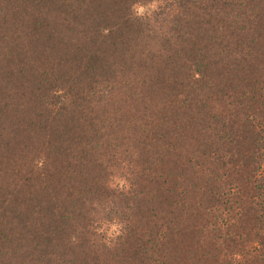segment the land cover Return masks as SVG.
Wrapping results in <instances>:
<instances>
[{
  "label": "rangeland",
  "instance_id": "374dc122",
  "mask_svg": "<svg viewBox=\"0 0 264 264\" xmlns=\"http://www.w3.org/2000/svg\"><path fill=\"white\" fill-rule=\"evenodd\" d=\"M118 2L120 3L112 2V0H0V75L2 77L0 79V124L9 129L3 128L2 131L5 133L3 134V140L8 143H14L18 138L20 139L19 131H15L10 126V122H14V117L24 115L23 112H25L24 108H26L27 99L25 100L23 95L30 97V93H33L31 95L32 100L31 104H29V108L30 112H36V117L33 119L27 120L26 117H24L25 120L23 121L24 123H22V127L28 132L32 129L30 125H34L37 120L44 121L43 126L46 125L48 115L53 111V114L64 117V113H71L73 110L71 108L73 106L77 109L76 104L72 102H75L76 98L83 92L88 91L89 88L85 86V83L91 78L93 67L99 69L100 67L97 63L101 61L99 63L102 66L104 65L103 69L105 72H109L111 68V62L104 61V57L99 53L96 56L95 50L103 46V49L105 48L112 53V42H114V44L117 42L122 45L118 47V49L122 51H126L130 47V45H126V40L120 38L119 35V31L125 29L126 21L134 20L130 22L132 24L135 22L138 31L143 33V35L140 36V38H143L141 45L148 46L150 50L153 44H155L159 52L151 54L149 51L142 58L141 63L143 66H146V70L133 63L129 64V69L132 74L126 77L127 86L135 73H137L141 80H145L150 76L148 79H151L152 83L165 80V72L163 70H165L164 62L168 63V51H170V57L175 53L173 50H168V48L171 47H163L162 43L172 37L169 33L172 32V28H175V23L176 27H180L181 23L184 24L178 21L176 16L171 14L170 11H174V8L171 6L173 4L172 0H164L157 12H154L151 17L145 16L143 18H138L135 15L133 7L138 2L147 4L149 0H134V3L130 0H120ZM125 2L126 4H124ZM86 13L89 14L87 15ZM83 14L86 17V21H89L87 25H85L86 27L82 26V20L84 19ZM163 21H165V23H163ZM106 23L111 28V33L108 34L106 31H100L99 34L97 29ZM92 27H94L93 30H96V34L91 30L89 33L86 32V34L83 35V32H85L87 28ZM147 30L150 32H147ZM125 32L127 35V29ZM110 34L112 36L111 38ZM82 35L89 42H93L92 44L95 45L94 50L82 42V38H80ZM175 35L180 36L181 34L177 33ZM251 35L253 37L263 38L261 40L258 39L255 43H253L252 36L246 39L245 37L247 36H239L235 40L236 46L238 47L236 52L239 53V56H242L240 62H242L241 66L244 68L245 72H243L242 75H235V73L231 71L233 67L228 68L223 63L222 65L216 66V73H221L222 77H209L210 83L208 89L210 93H216V89L217 92H219V90L223 91L220 94L221 101L219 102L223 111L227 107L224 104L228 97L233 94L232 92H235L236 88L238 89L241 87V89H246L245 85L253 78L254 72H256L254 78L257 80V83H259V77H261L260 71H264V64H259L256 61L257 59H259V61L264 59V31L258 36ZM201 37H203V34H201ZM172 39V41L175 40V38ZM196 42L200 43L199 41ZM176 45H173L172 49ZM204 45V43L200 44V47H204ZM87 47L90 51H88V49L86 50ZM132 47L133 46H131V48ZM163 48L165 51L161 50ZM161 51L166 60L161 61L162 56L152 61V58H154L156 54H160ZM88 52H92L95 56L87 58L89 54H87V56H84V54ZM252 53H255V58L245 63L244 56ZM150 54L151 58L148 56ZM130 59L129 62L131 61ZM154 64H156V66ZM166 67L168 68V66ZM247 69H250V74L247 73ZM17 71L25 73L22 75V80L14 76V72L16 73ZM212 71L213 70L209 72L214 74V71ZM263 74L264 73H262V75ZM126 82L124 81L123 83L125 84ZM82 84L84 85L83 87ZM89 85L90 89L93 88L91 84ZM177 86H175L177 96L164 97L163 95L160 106H154L159 101L158 98L147 99L150 97L148 87H143L138 91L143 103L147 101L148 109L151 110V107H153V109L156 110V112L146 116L148 120L153 121L152 125H154V129L161 131L162 134V141L158 151H156V163L154 165L149 164L146 160L151 154L154 156L151 151L148 152L147 148H144V150L140 149L136 152V154L140 155L132 157H137L134 163L129 158V153L130 150L132 151L134 141L138 138V136H135V133H139L137 131L145 127H142L143 125H140L141 121L137 120L132 123L133 129L129 127L132 121L128 117L129 111L124 108L122 110V105L125 103L128 104L132 100V94L129 93L130 98L127 95L128 91L122 92L123 94H120V97H115L114 94H111L110 97L104 96L108 92H99L97 96H93V99L98 104V113L100 112L99 119L105 121L107 117L108 119L116 118L118 128L119 126L121 128L108 129L102 132L106 134V141L104 142L103 138H100L101 136L99 140L100 144L104 146V150L101 155H94L91 158H88V155L85 156V154L84 157L89 159L87 163L83 162V164H77L74 161H69V156H67L68 152L63 154L61 151L62 154L59 153L60 157L58 159L55 158L54 154L57 149L62 146V143L68 146V140L75 137L76 134L81 138H88L86 134L88 122L84 120L85 118H91L90 116H86L81 120V116L77 115L75 112L73 114L75 124H71L70 126L67 120L73 117L72 115L65 116L63 120L58 123V130H54L52 138L43 130L45 136L46 134L47 136L45 142H42V148L51 155L47 161L48 163L43 166H47L45 167V171H40L39 169H37V171L35 170L34 175H36L37 178L41 176L43 179H46L51 177V175L55 176L54 173L56 172H60L61 177H68L67 172H71L69 170L71 169V165H74L76 168V165L80 164L82 165L81 168L79 169L78 166L76 169L77 171L72 169L75 172H71L70 175H76L78 173L81 175L82 173L80 171H82L83 165H96L94 171L89 170V172H84L85 175L78 176L77 179L74 178L76 182L80 181L81 185L75 188L74 194L72 193L73 196L70 198L71 200L77 199L81 202L82 198L94 197L89 194L92 191V194H98V196L108 200L110 198V189H107L108 186L105 184L109 185L112 177H119L125 181L127 187L124 190H130L132 188V181L127 182L129 180L124 178L127 176V171L119 167L121 165L130 164L134 166L136 165V160L140 163L145 160L146 167H149L150 171H154V174L158 175V180L155 177L150 187L146 189L145 187L139 188V190L144 188V191L152 190V194H150L147 199L143 197L146 199V202L145 206H142L140 209L132 206L129 208V206L122 205V209L118 208V206H113L112 208L114 209L110 210L107 202L104 204L102 203L98 207L94 204L95 208H97V212L95 213L100 214L98 218H101L100 223L102 228L105 224H111L114 221L121 225L125 223L123 224L121 232L123 237H118L115 242L111 241L112 246L108 253L98 252V250L103 247L102 244L104 243L102 241L99 243V241L94 240V243H96L94 249L87 248L85 252L84 249H82L83 252L76 264H80L81 262L82 264H218L217 262H224L225 255H227L226 258H228L229 261V257L232 259V264H245L253 260L252 257L247 255L249 250L248 247L245 246L244 249H242L244 252H242V255H240V252L237 255L233 254L236 253L238 249L230 248L229 239L231 236L238 237L240 233L238 227L240 226H237L236 221L228 220L229 218L226 213L228 210H225L227 208L226 203H223L220 199L214 203V208H205L208 203L205 205L201 203L202 199L199 197L201 191L199 193L195 191L196 189L188 187L193 186L196 188L199 185L200 188H204L211 192L210 184L204 181L207 180L206 175L209 174V172H207L209 166L206 165L204 167V165H202L201 168H196L192 165H195L193 157L197 155L199 159H202V153L207 154L211 152V145L209 142L214 137H210L211 134L202 135L199 131L196 132L198 126H195V117H198L203 110V108H199V110L197 104L204 102V99L199 100L194 97H184L185 93L188 94V90L180 85ZM258 87L257 89L259 90ZM54 90L57 91L56 94ZM25 91H27V94ZM55 95L61 97L67 96L72 102H67L65 104L62 102L59 103ZM233 101H235L233 103V109L239 108L236 106V101H240L241 104L245 106L252 102L251 99H247L241 95H239L238 99L236 98ZM143 103H140L139 109H136V112L139 114H143L144 111H146L147 106L143 107ZM35 104L37 106L36 110L33 108ZM195 105H197V107ZM119 106H121L120 110ZM210 106L211 105L207 106V109H209ZM13 110H17L14 116L13 114L10 115ZM39 114L41 117L37 119ZM223 115H225V112H223ZM216 117L219 119L223 118L220 117L218 113H216ZM206 119H209V117ZM135 122H137L138 126L140 125L139 127L141 128L135 130ZM160 123L164 124L160 126ZM192 130L193 132H190ZM133 131L134 133H132ZM174 134L176 135L173 137ZM60 136H62L61 141L58 140ZM189 137H191V139ZM109 142L110 145H108ZM26 144L32 151V153L29 154V158H33L37 152V150H34L36 144L32 141ZM204 144L206 145L204 146ZM73 146L74 144L71 145V147ZM215 147L217 152L221 153L223 157L226 155L225 150L228 149L227 145L226 147H220L215 144ZM37 149L39 150V148ZM59 150L61 149H58L57 152H59ZM90 153H92V151H90ZM119 163L120 165H117ZM252 164L258 165L257 163ZM48 165H51L53 169ZM47 168L49 172L46 171ZM94 173L97 174L96 177ZM90 174L95 177L93 178L94 182L92 186H90V182L87 181ZM122 175H124V177H122ZM149 176L150 173L147 172L142 177L145 180L148 179ZM196 178H198V184L195 186L192 184V181H196ZM200 178H202V180ZM137 181H139V179H137ZM155 181L157 182L155 183ZM180 187L181 189L179 190ZM183 187H188L187 189L190 192L187 198L188 203L183 200L186 195H180V192L182 193L184 191ZM11 189L13 192L15 191L13 187H11ZM124 190L118 188L117 191L122 192ZM17 191H15L17 197H28L29 195L26 191L23 194H18ZM217 197L218 195L216 194V200ZM230 198L231 202H234V197L230 196ZM3 200H6V196L3 194L2 190L0 192V206ZM9 201L11 200L9 199ZM231 204L232 203L229 205ZM30 205H28L27 201L23 203L22 207L19 205L15 207L16 211H21L23 208L28 209L24 216L28 218V222L26 227L17 224L16 226L19 229L9 232L6 239L3 237L0 239L4 240V244L0 245V264H21L19 262H24V260H22L23 257L30 254V257L24 264L39 263L43 247L36 246V244L41 241L40 232L43 230V226H40L36 220L37 218L34 219L35 217L32 214V209L35 210L37 208L39 200L32 201ZM12 206H15L13 202L11 206H4L0 214L6 215L4 212L7 213V210ZM236 212L240 213L241 211H238L236 207ZM7 215L9 219H12L11 214L7 213ZM214 216L215 218L213 219ZM107 217L109 219L108 222L102 220ZM218 223L221 224L222 227L223 225L225 227L221 230ZM227 223H230L229 226H227ZM240 223L242 224V220H240ZM234 224L236 226H234ZM137 227L139 230H137ZM150 233L152 235L156 234L163 236V239L159 241L160 246L157 248L156 254L149 250V245L145 244L148 241L146 235ZM98 234H102V232L98 231ZM140 237L141 239H139ZM119 239L121 245L118 243ZM26 240L32 241V246L31 244H29V246H21L22 243H26ZM127 241H130L128 245ZM247 242V238L243 240V242L241 241L243 245H246ZM134 243L137 244L134 245ZM92 250L95 251V253ZM14 251H22L24 254H17L19 258L10 260ZM73 255L79 257L80 252L78 251ZM134 255H138L136 261L130 258ZM124 256H126V260L123 259ZM237 257H239V259H237Z\"/></svg>",
  "mask_w": 264,
  "mask_h": 264
},
{
  "label": "trees",
  "instance_id": "16d2710c",
  "mask_svg": "<svg viewBox=\"0 0 264 264\" xmlns=\"http://www.w3.org/2000/svg\"><path fill=\"white\" fill-rule=\"evenodd\" d=\"M113 1L120 3L118 2L120 0H112V2ZM130 1L134 3V0ZM172 2L173 4L171 6L174 8V11H170L171 14L176 16L177 20L184 24L181 23L180 27H176L175 23V28H172V32L169 33L172 37L162 43L163 47H171L168 48V50H173L175 53L170 57V51H168V63L164 62L165 70H163L165 72V80L152 83V80L148 79L150 76L145 80H141L137 73H135L133 76L131 75L132 79L127 86L126 77L132 74L129 69V64L133 63L146 70V66H143L141 63L142 58L147 52L150 51L152 54L158 52V50L155 44H153L150 50L148 46L141 45L143 38H140V36L143 35V33L138 31L135 22H133V24L131 23L134 20H130L131 22L126 21L125 29L119 31L120 38H124L127 43L126 45H130L126 51L118 49V47L122 45L117 42L116 44L112 42V53L105 48L103 49V46L95 50L96 56L99 53L104 57V61L111 62L110 71L105 72L103 69L104 65L102 66L99 63L101 61H99L97 64L100 68L97 69L93 67L94 72L92 71L91 78L85 83V86L89 88L88 91L79 95L75 102H72L67 96L61 97L55 95V98L58 100L57 102H62L64 104L72 102L77 106V109L74 106L71 108L73 109L71 113H64L65 116L72 115L73 117L67 120L69 126L75 124L73 115L75 112L77 115L81 116V120L86 116L91 117L85 118L84 120L89 124H87L86 130L88 138H81L76 134L75 137L68 140V146L62 143V146L58 148L61 150L57 152V149V153L55 152L54 154L55 158L58 159L60 157L59 153H61V151L63 154L68 152L67 156H69V161L83 164V162L87 163L89 161L88 158L94 155H101L104 146L100 144L99 137L101 136L100 138H103L104 142L106 141V134L102 132L108 129H119L121 127L119 126L118 128L116 118L108 119L107 117L105 121L99 119L100 112L98 113V104L93 99V96H97L99 92H108L104 96L110 97L111 94H114L115 97H120V94H123L122 92L128 91L127 95L130 98L129 93H131L132 100L128 104L125 103L122 105V110L124 108L129 111L128 117L132 120L129 127L133 129L132 123L136 120L141 121L142 124L140 123V125L145 127L139 129V131H137L139 133H135V136H138V138L134 141L132 151L130 150L129 153V158L134 163L137 157H132L140 155L136 154V152L140 149L144 150V148H147L148 152L151 151L154 156L151 154L146 160L149 164L154 165L156 163V151H158L162 141V134L161 131L154 129V125H152L153 121L148 120L146 116L156 112V110L153 109V107H151V110L148 109L147 101L143 103L138 91L143 87H148L150 97L147 99L158 98L159 101L154 106H160L163 95L164 97L177 96L175 86H182L188 90V94L185 93L184 97H194L199 100L204 99V102L197 104L199 107L195 105L198 109L203 108L198 117H195V126H198H196V132L199 131L202 135L211 134L210 137H214L209 142L211 145V152L207 154L202 153V159H199L197 155L193 157L195 165L192 166L196 168H201L202 165H204V167L206 165L209 166L207 169L209 174L206 175L207 180L204 181L210 184L211 192L215 193L200 188L199 185L196 188L193 186L188 187L196 189L195 191L199 193L201 191L199 195L202 199L201 203L203 205L208 203L205 208H214V203L220 199L223 203H226L227 208L225 210H228L226 212L229 218L228 220L236 221L237 226H240L238 227L240 230L238 237L231 236L229 239L230 248L238 249L236 253L233 254L237 255L240 252V255H242V249L246 246L249 249L247 255L252 257L253 260L245 264H264V74L262 75L264 71H260L261 77H259V83H257V80L254 78L256 72L253 71V81L250 79L248 84L245 85L246 89H241L240 87L238 89L236 88L235 92H232L233 94L228 97L224 104L227 106L224 111L219 104L221 101L220 94L223 91L219 90V92H217L216 89V93L212 94L208 89L210 76L222 77L221 73H216L217 65H222L224 63L228 68L233 67L231 71L234 72L235 75H242V73L245 72L244 68L241 66L242 62H240L242 56H239V53L236 52L238 47L236 46L235 40L239 36H247L245 37L246 39L248 37L250 38L252 36L251 34L258 36L263 33L264 0H172ZM124 4H126V2ZM86 14L88 15L89 13ZM83 16L82 26H85L89 21H86L84 14ZM163 23H165V21H163ZM106 24L103 26L101 25L102 27L97 29L99 34L100 31H106L108 34L111 33V28ZM93 28L94 27L87 28L85 32H83V35L86 34V32L89 33ZM126 29L127 35L125 32ZM93 31L94 34H96V30ZM147 32L150 31L147 30ZM177 33L181 35H175ZM201 34H203V37H201ZM83 35L80 37L82 38V42L94 50L95 45L92 44L93 42H89ZM111 37L110 34V38ZM172 38H175V40L172 41ZM262 38L263 37L252 36L253 43ZM203 43L205 44L204 47H200V44ZM173 45L176 46L172 49ZM131 46L133 47L131 48ZM161 50L165 51L164 48ZM88 51H90V49H88ZM162 51L160 54H156L157 56L155 55L154 58H152L153 60H151L155 61V58L159 59L162 56L161 61L166 60ZM87 54L89 55L87 56ZM151 54L148 55L150 58ZM95 55H93L92 52L84 54L87 58H91ZM255 56V53L246 54L244 56L245 63L248 60H253ZM129 59L131 60L130 62ZM256 61L259 64H264V59L260 61L257 59ZM154 65L156 66V64ZM166 66H168V68ZM211 70L214 71V74L209 72ZM249 70L250 69H247V73H249ZM23 74L25 73H21V71L14 72V76L21 80L23 79ZM1 78L0 75V79ZM124 81L126 82L125 84L123 83ZM89 84H91L93 88L90 89ZM83 86L82 84V87ZM54 91L56 94L57 91ZM25 92L27 94V91ZM32 94L33 93H30V97L23 95L25 100H28H26V108H24L25 112H23L24 115L16 116L14 117L15 119H13L14 122H10V126L15 131H19L20 139L18 138L14 143H8L3 140V134L5 133L2 130L3 128H8L0 124V192L3 190V194L6 196V200H3L1 203L0 211L3 210L4 206H11L12 202L15 205L11 208L7 207L9 208L7 213L12 215V219H9L6 212H4L6 215L0 214V239L2 237L6 239L9 232L19 229L16 226L17 224L25 227L27 225L28 218L24 216L28 209L23 208L21 211H16L15 207L18 205L22 207L23 203L27 201L28 205H30L32 201L39 200L37 208L35 210L32 209V214L35 217L34 219L37 218L36 220L40 226H43V230L40 232L41 241L36 244V246L43 247L41 259L38 264H76L77 260L81 257V253L83 252L82 249H84V252L87 248L94 249V245H96L94 240L99 241V243L101 241L104 243L102 244L103 247L101 246L102 248H100L98 252L108 253L110 247L105 243V240L108 239L106 232L98 234V230L102 228L100 223L101 218H98L100 214L95 213L97 212V208H95L94 204L98 207L102 203L104 204L107 202L110 210L114 209L112 208L113 206H118V208L122 209V205L129 206V208L132 206L140 209L142 206H145L146 199L152 194V190L144 191V188L140 190L139 188L145 187L146 189L150 187L155 177L158 180V175L154 174V171H150L149 167H146L145 160L141 163L136 160V165L134 166L130 164L121 165L119 167L127 171V176L124 177V175H122V177L129 180L127 182L132 181V188L130 190L118 192L119 186H117V190H115L109 187L108 184H105L108 186L107 189H110V198L108 200L98 196V194H92L93 191L89 194L94 197L82 198L81 202L77 199L71 200L70 198L73 196L75 188L81 185L80 181L76 182L78 176L85 175L84 172H89V170L94 171L96 165H83L82 171H80L82 173L81 175L80 173L70 175L71 172H75L72 169L76 170L78 166L80 169L82 166L81 164L76 165V168L74 165H71V169H69L71 172H67L68 177H61L60 172L54 173L55 176L50 174L51 177L46 179H43L41 176L37 178L36 175H34L37 169L45 171V167L47 166H43L48 163L47 161L51 155L42 148V142H45L47 136V134L45 136L44 131L52 138L54 130H58V123L63 120L65 116L59 117L57 114H53V111L48 115L46 125L43 126L44 121L37 120L34 125H30L32 129L29 132L23 129L22 123H24V117H26L27 120L36 117V112H30L29 108ZM239 95L251 99L252 102L245 106L241 104L240 101H236V106L239 108L233 109V103L235 102L233 100L236 98L238 99ZM140 103H143V107L147 106L143 114L136 112V109L140 107ZM209 105L211 106L207 109ZM33 108L35 110L37 109L36 104ZM120 109L121 106H119V110ZM16 111L17 110H13L14 113L12 112L10 115L13 114L14 116ZM223 112H225V115H223ZM216 113L223 118H217ZM38 117L40 118L41 115L39 114L37 119H39ZM207 117H209V119H206ZM163 124L164 123H160V126ZM139 126L137 122L134 123L135 130L141 128ZM190 132H193V130ZM132 133H134V131ZM175 135L176 134H174L173 137ZM189 138L191 139V137ZM61 139L62 136L58 138L60 141ZM29 141L40 146L35 145L34 150H37V152L33 158H29V154L32 153L30 147H27L26 144ZM73 144L74 146L71 147ZM215 144L220 147H226L227 145L228 149L225 150L226 155L224 157L221 153L217 152ZM108 145H110V142ZM205 145L206 144H204V146ZM37 148H39V150ZM90 151H92V153H90ZM84 155H88V158L84 157ZM41 161H43L42 166H40ZM252 163H257L258 165H253ZM117 165H120V163ZM48 166L53 169L51 165ZM46 171L49 172L48 168ZM147 172L150 173V176L148 179L144 180L142 176ZM94 175L96 177L97 174L94 173ZM95 177L91 176V174L88 176L87 181L90 182V186H92L94 182L93 178ZM137 179H139V181H137ZM200 179L202 180V178ZM197 180L198 178H196V181H192V184L196 186V184H198ZM156 182L157 181H155V183ZM11 187H13L15 191L18 190V194H23L26 191V193L29 194L28 197H17L16 192H13ZM187 188L183 187L184 191L182 193L180 192L181 196L186 195L183 199L186 202L190 195ZM180 189L181 187L179 190ZM216 194L218 195L217 200L215 199ZM230 196L234 197V202H231ZM9 199L12 202L9 201ZM230 203L232 204L229 205ZM236 207L238 211H241L240 213L236 212ZM214 218L215 216L213 219ZM102 220L108 222L109 219L107 217ZM240 220H242V224ZM123 224L125 223H122V225ZM229 224L230 223H227V226H229ZM234 226L236 225L234 224ZM223 227L225 226L223 225ZM223 227L219 224L221 230ZM137 230H139L138 227ZM122 237L121 234L120 238ZM146 237L148 241L145 244L149 245V250L156 254V250L160 246L159 241L163 239V236L156 234L152 235L150 233L146 235ZM246 238L248 242L246 245H243L241 241L243 242ZM139 239H141V237ZM3 241L4 240H0V245L4 244ZM129 242L130 241H127V245ZM109 243H111V241H109ZM118 243L120 244V239ZM29 244L32 246V241L26 240V243H22L21 246H29ZM136 244L137 243H134V245ZM22 251H14L10 260L19 258L17 254H24ZM78 251L80 252V256L75 257L73 254ZM93 252L95 253V251ZM30 255L24 256L22 260L25 262ZM137 256L138 255H134L130 258L136 261L138 259ZM226 256L227 255H225L224 262L217 263L232 264V259L229 257V261ZM123 259L126 260V256H124ZM24 262L20 261L19 263L24 264ZM80 264H82V262Z\"/></svg>",
  "mask_w": 264,
  "mask_h": 264
},
{
  "label": "clouds",
  "instance_id": "9594fccd",
  "mask_svg": "<svg viewBox=\"0 0 264 264\" xmlns=\"http://www.w3.org/2000/svg\"><path fill=\"white\" fill-rule=\"evenodd\" d=\"M163 2L164 0H149L147 4L138 2L136 5H134L133 11L138 18H143L145 16L151 17L154 12L159 10ZM42 165L43 161L40 162V166ZM117 186H119L121 190H124L127 187L125 181L119 177H112L109 187L116 189ZM122 229L123 225L114 221L111 224H105L104 227L98 231L102 233L106 232L108 239L105 240V243L111 247L112 244L109 243V241L115 242L117 238L121 236ZM237 259H239V257H237Z\"/></svg>",
  "mask_w": 264,
  "mask_h": 264
}]
</instances>
